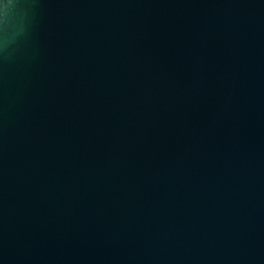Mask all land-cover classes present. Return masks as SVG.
Returning <instances> with one entry per match:
<instances>
[{
  "label": "water",
  "instance_id": "water-1",
  "mask_svg": "<svg viewBox=\"0 0 264 264\" xmlns=\"http://www.w3.org/2000/svg\"><path fill=\"white\" fill-rule=\"evenodd\" d=\"M0 264H264V0H13Z\"/></svg>",
  "mask_w": 264,
  "mask_h": 264
},
{
  "label": "clouds",
  "instance_id": "clouds-1",
  "mask_svg": "<svg viewBox=\"0 0 264 264\" xmlns=\"http://www.w3.org/2000/svg\"><path fill=\"white\" fill-rule=\"evenodd\" d=\"M16 3L13 0H0V53H2L8 44L7 28L11 10L15 8Z\"/></svg>",
  "mask_w": 264,
  "mask_h": 264
}]
</instances>
